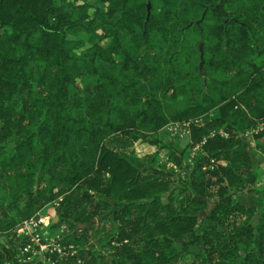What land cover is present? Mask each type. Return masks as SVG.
Masks as SVG:
<instances>
[{
  "label": "trees",
  "instance_id": "trees-1",
  "mask_svg": "<svg viewBox=\"0 0 264 264\" xmlns=\"http://www.w3.org/2000/svg\"><path fill=\"white\" fill-rule=\"evenodd\" d=\"M195 117V140L227 135L185 174L138 152ZM263 118L264 0H0V264L56 200L79 253L55 264H264V196L236 198L261 195L246 131Z\"/></svg>",
  "mask_w": 264,
  "mask_h": 264
},
{
  "label": "rangeland",
  "instance_id": "rangeland-1",
  "mask_svg": "<svg viewBox=\"0 0 264 264\" xmlns=\"http://www.w3.org/2000/svg\"><path fill=\"white\" fill-rule=\"evenodd\" d=\"M196 33L197 32L195 30L194 33L190 35V44L197 50L200 39L198 38ZM75 36H77L78 38L88 39L89 32L86 30H81L77 32ZM214 113L215 112L213 111L209 112L211 116H213ZM199 118V120L193 121H200L202 117ZM257 124L255 125V127L257 126ZM257 128L259 127H256L254 129L252 128L246 131V140L252 148L253 158L259 171L255 187L261 191V195L255 192L246 194L240 193L236 198L239 200V202L245 204L246 206L254 205L260 207L261 202L259 200V197L264 196V155H261L256 146L260 141V138L257 134L261 132L263 128H259V132L256 131ZM222 131L226 132L224 125H216L211 128L208 134H204L199 140H195L192 137L191 126H174L169 122L157 132L152 133L154 137L158 138L157 144L137 142L136 147L140 154L158 149L159 154L157 156V161L166 162L169 166H174L176 170L181 172V174H185L186 171L191 170L192 164L195 159L198 158V156L202 152H204L203 144L205 140H207L206 138L212 136L210 135V133H221ZM175 156L180 159L181 164L175 161ZM216 161L217 160L215 158H210L207 166H213ZM59 203L60 200L52 201L43 206L32 216L25 218L17 223V236L22 237L24 239V242L20 249L16 252L11 246L13 258L11 260L12 263L10 264H33L39 262H41L42 264H55L58 259L63 260L68 259L74 255L77 256V254L79 253L78 244L73 241L64 239L68 225H54L58 218L55 206H57ZM214 204V197L209 198L205 203L199 204L200 217L204 218L211 211ZM41 215L46 216V219L48 220L46 224L43 221H38V218ZM26 220L27 223H25ZM209 223L210 220L206 218L203 227H206ZM189 236L190 233L184 235L179 240L182 242ZM77 263L83 264L81 257H78Z\"/></svg>",
  "mask_w": 264,
  "mask_h": 264
},
{
  "label": "built area",
  "instance_id": "built-area-1",
  "mask_svg": "<svg viewBox=\"0 0 264 264\" xmlns=\"http://www.w3.org/2000/svg\"><path fill=\"white\" fill-rule=\"evenodd\" d=\"M200 118L199 117H195L194 119L193 118H190V119H174V120H171V121H169L170 122V124H173L174 126H181V125H189V126H191V123H192V121L193 120H199ZM168 122V123H169ZM256 127H259V128H263L264 129V118L261 120V121H259L258 122V124H257V126ZM255 126L254 127H252L253 129L254 128H256ZM251 128V129H252ZM259 128H257L256 129V131L257 132H259L260 130H258ZM220 133V132H219ZM215 134H217V132H215V133H210V135H215ZM220 134H222V135H227V131L226 132H224V131H222ZM207 139V138H206ZM206 141V140H205ZM38 214V213H37ZM38 221L39 222H41V221H43L45 224L47 223V219H46V216L45 215H41L39 218H38ZM25 223H27V220L25 221ZM25 248H27V247H25ZM10 263H12L11 261H9V262H7L6 264H10Z\"/></svg>",
  "mask_w": 264,
  "mask_h": 264
},
{
  "label": "water",
  "instance_id": "water-1",
  "mask_svg": "<svg viewBox=\"0 0 264 264\" xmlns=\"http://www.w3.org/2000/svg\"><path fill=\"white\" fill-rule=\"evenodd\" d=\"M149 13H150V2H148V15H149ZM204 16H205V11L203 12V14H202V16L198 19V20H196V22L197 23H200L203 19H204ZM193 24V22L191 21V22H189L188 24H187V26H190V25H192ZM203 41H201L200 42V56H201V60H200V65L202 66V64H203V61H204V49H203ZM205 81H206V78H205Z\"/></svg>",
  "mask_w": 264,
  "mask_h": 264
}]
</instances>
